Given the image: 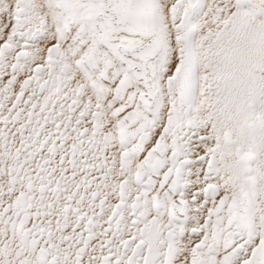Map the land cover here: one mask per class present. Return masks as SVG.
Wrapping results in <instances>:
<instances>
[{"label":"snow or ice","instance_id":"6c2138e0","mask_svg":"<svg viewBox=\"0 0 264 264\" xmlns=\"http://www.w3.org/2000/svg\"><path fill=\"white\" fill-rule=\"evenodd\" d=\"M0 264H264V0H0Z\"/></svg>","mask_w":264,"mask_h":264}]
</instances>
